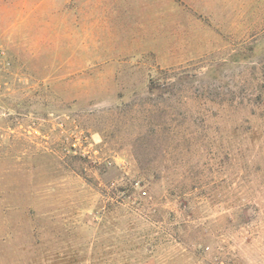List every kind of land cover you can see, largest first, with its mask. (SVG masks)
Masks as SVG:
<instances>
[{"label":"rangeland","instance_id":"obj_1","mask_svg":"<svg viewBox=\"0 0 264 264\" xmlns=\"http://www.w3.org/2000/svg\"><path fill=\"white\" fill-rule=\"evenodd\" d=\"M0 264H264V0H0Z\"/></svg>","mask_w":264,"mask_h":264}]
</instances>
